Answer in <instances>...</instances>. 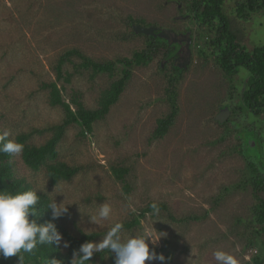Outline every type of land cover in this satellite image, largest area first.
<instances>
[{"label":"rangeland","instance_id":"obj_1","mask_svg":"<svg viewBox=\"0 0 264 264\" xmlns=\"http://www.w3.org/2000/svg\"><path fill=\"white\" fill-rule=\"evenodd\" d=\"M188 1L0 0V127L11 139L32 125L63 117L38 86L54 80L62 51L77 48L91 60L114 61L145 47V34L134 33L132 24L190 27V61L178 73L165 60L163 46L147 62L132 66L118 100L90 132L81 133L77 123L66 128L59 154L82 167L70 180L50 185L42 170L18 164L34 189L57 203L71 204L67 215L58 219L65 226L104 230L132 218L149 202L165 203L174 218L164 211L146 212L136 228L120 233L126 241L145 232H165L155 251L166 260L151 264H218L213 255L217 250L232 255L237 264H256L257 256L264 264V231L257 233L251 218L257 196L264 198V191L255 192L242 182L245 162L253 158L250 151L245 155L239 135L243 128H253L264 148V113L253 114L237 97L248 70L239 66L234 75L226 74L207 46L212 34L206 27L193 16L175 18L188 13ZM236 1L222 3L230 31L245 48L263 44V10L241 17L235 12ZM80 63L77 57L66 62L69 81L57 83L63 85L64 99L76 94L86 107L95 108L100 92L120 75L121 65L115 63L108 74L92 73ZM171 96L176 104L173 123L153 138L156 120L171 111ZM224 102L231 110L218 122L215 116ZM119 165L128 169V192L111 171ZM105 204L111 207L109 218L93 221ZM112 255V262L105 256L106 264H115Z\"/></svg>","mask_w":264,"mask_h":264},{"label":"trees","instance_id":"obj_2","mask_svg":"<svg viewBox=\"0 0 264 264\" xmlns=\"http://www.w3.org/2000/svg\"><path fill=\"white\" fill-rule=\"evenodd\" d=\"M222 3L223 0H194L191 7L192 15L204 27L211 29L210 34L212 36H210L207 46L214 51L213 56L217 64L226 74L236 73L239 66H243L248 70L249 75L245 81V87L241 90L242 105L245 108L250 107L252 109L261 105L264 106V43L249 49L239 44L235 34L229 29V22L223 13ZM261 10L264 12V0H239L235 3V12L241 17ZM144 38L145 47L135 50L131 57H119L114 61H94L87 58L77 48L66 49L59 55L54 66V80L40 81L38 86L46 92L47 103L52 107H59L63 112V117L59 120L47 121L45 124L32 125L28 129L16 133L13 138L8 137V139L23 145V151L20 154L0 153V191L7 190L12 194L28 190L36 191L37 195L40 196L36 205L39 214L35 217L37 223H44L51 218V210L47 208L51 200L45 193L33 188V182L21 173L18 163L31 171L42 170L50 185L70 180L81 171L80 164L61 158L58 144L66 128L73 123L80 126L81 133H84V131L90 132L93 123L103 119L110 107L118 100L126 81L130 77L132 66L147 62L153 54L165 46L159 38L155 37V39L152 35L145 34ZM73 57L80 58V65L90 69L92 73L106 72L112 74L115 63L121 65L120 75L100 92L95 108L86 107L76 94L72 95L70 100L62 97L63 85H58L57 82L60 79L65 82L69 81L71 74L63 69V65L66 62L73 61ZM175 72L178 73V70ZM168 100L171 111L156 120L151 135L153 138L161 137L173 123L176 114L175 98L171 96ZM253 114L260 115L262 111L256 109ZM3 132L0 127V134ZM37 136H41L43 139L37 142L33 139ZM262 151H264L263 144ZM245 164L247 170L242 182L251 186L255 192L264 191V174L254 161L246 160ZM111 171L115 179L120 181L124 190L128 192L130 188L125 181V174L128 169L119 165L112 166ZM153 204L157 206L158 211L167 212L165 203L149 202L146 207L138 209L132 218L117 222L123 224V230H133L139 225L140 218H143L146 212L156 213L152 207ZM167 213L170 218H174L172 214ZM32 218L30 217V219ZM251 218L256 225L255 231L257 233L264 231L263 197L257 196ZM54 223L57 230L62 233L63 240L69 242V247L38 245L31 253H20L23 257V264H50L52 259L59 261V264H72V260L75 258L74 253L76 255L80 254L78 251L80 245L91 242L100 236H105L114 224L104 230H87L77 224L72 227L62 225L58 219ZM106 255L109 256L112 262V252L105 250L101 253H94L93 259L91 258L88 264L92 262L95 264V261H98L97 264H106ZM253 261L256 264L262 263L259 256L254 258ZM249 263L250 261H247L245 264ZM0 264H19V260L16 256L9 257L6 260L0 258Z\"/></svg>","mask_w":264,"mask_h":264},{"label":"clouds","instance_id":"obj_3","mask_svg":"<svg viewBox=\"0 0 264 264\" xmlns=\"http://www.w3.org/2000/svg\"><path fill=\"white\" fill-rule=\"evenodd\" d=\"M8 131L0 134V153L20 154L23 151V145L8 139ZM40 196L36 191L28 190L12 194L5 190L0 191V258L18 257L19 264H23L21 252L31 253L38 245H56L62 244V233L57 230L55 220L67 215L68 205L63 200L57 203L52 199L47 208L51 210V218L44 223H37L38 211L36 205ZM153 209L158 212L155 204ZM111 213V207L108 204L100 208L97 217H92L93 221L107 220ZM30 217H33L30 219ZM123 230V224L114 223L106 235L98 243L85 242L79 247V255L74 253L75 264H88L94 253H101L105 250L114 252L116 256L115 264H151L152 261L164 262L166 257L158 254L155 247L159 245L162 237H166L165 232H145L141 235L130 236L126 241L121 240L120 233ZM152 245L150 250L149 245ZM62 246L69 247V242L63 240ZM214 258L218 264H237L236 259L224 252L217 250L214 252ZM50 264H59L56 259L50 260Z\"/></svg>","mask_w":264,"mask_h":264},{"label":"flooded vegetation","instance_id":"obj_4","mask_svg":"<svg viewBox=\"0 0 264 264\" xmlns=\"http://www.w3.org/2000/svg\"><path fill=\"white\" fill-rule=\"evenodd\" d=\"M193 3H194V0L188 1L187 2L188 13H185L183 15H177V16H175V18H186V17L189 18V17L193 16L192 11H191V7H192ZM177 7L178 8L181 7V4L178 3ZM195 22H197V24L199 23V25H202L198 20H196ZM145 26H149V25H145ZM151 26L155 27V29L153 31L154 35H152V36L154 38L156 37L157 39L159 37H157V35H155V34H157L160 30H164L165 36L162 38H159V40L162 41V43H164L165 49H166L165 52L168 54V56L165 58V60L171 62V65H172L174 71H177V70L180 71L181 70L180 68H184L190 61L191 45H193V42H194L193 37H192L191 28L188 26H183L182 30H176V29H172L170 27L161 28V27H158L155 25H151ZM207 31L210 32L211 29L208 27ZM149 35H151V34H149ZM178 60H182V62L179 63ZM234 74H232V75H234ZM238 96L241 97V92H239L237 94V97ZM236 109L238 111H240V109H238L237 107H236ZM246 109L248 111H251L252 113H255L256 109H257V111H262V113H264V106H262V105L256 107L255 109L254 108L252 109L250 107H246ZM230 110L231 109L228 107V104L226 102H224L223 104L219 105L217 113H226L225 118H227V115H228V113H230ZM248 126H250V125H248ZM239 135H241V137H242L241 138V148H243L242 150H244L245 155H247V152L250 151V153H251L250 155L252 156L254 163H256L257 167L263 173L264 172V158H263L262 154H264V151H262V146H261L262 144H260V139L258 137V134L256 133V131H253V128L251 129V128L245 127L240 131ZM254 138L255 139L257 138V141H254ZM257 147H259V148H257ZM252 149L255 150L257 152V154H255V151L253 152ZM248 157H250V156H248Z\"/></svg>","mask_w":264,"mask_h":264},{"label":"water","instance_id":"obj_5","mask_svg":"<svg viewBox=\"0 0 264 264\" xmlns=\"http://www.w3.org/2000/svg\"><path fill=\"white\" fill-rule=\"evenodd\" d=\"M132 29H133V32L134 33L139 32V33H143V34H151V35H154L153 31H154L155 27L154 26H151V25H149V26H143V25H140V24H132ZM155 35H157V37H159V38L164 37L165 36L164 30H160ZM242 89H243V87H242ZM225 115H226V113H218L215 116V119L218 122H222L224 120V118L226 117ZM257 148H259V147H257Z\"/></svg>","mask_w":264,"mask_h":264}]
</instances>
